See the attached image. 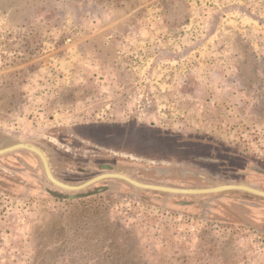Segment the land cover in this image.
Segmentation results:
<instances>
[{
    "label": "rangeland",
    "instance_id": "1",
    "mask_svg": "<svg viewBox=\"0 0 264 264\" xmlns=\"http://www.w3.org/2000/svg\"><path fill=\"white\" fill-rule=\"evenodd\" d=\"M16 143L73 186H213L155 176L172 168L253 187L237 174L264 169V0H0V149ZM245 198L114 179L68 192L12 151L0 264H264Z\"/></svg>",
    "mask_w": 264,
    "mask_h": 264
},
{
    "label": "water",
    "instance_id": "2",
    "mask_svg": "<svg viewBox=\"0 0 264 264\" xmlns=\"http://www.w3.org/2000/svg\"><path fill=\"white\" fill-rule=\"evenodd\" d=\"M27 150L32 153H34L41 161V164L43 166V170L45 173V176L47 180L54 186H56L59 189H62L64 191L68 192H75V191H80L83 190L87 187H90L100 181L103 180H108V179H114V180H120L124 181L131 186L142 189V190H148V191H156V192H163V193H169V194H174V195H191V196H198V195H208V194H215V193H220V192H226V191H242V192H247L253 195H257L260 197H264V191H261L259 189H255L253 187L247 186V185H242V184H226L222 185L217 182H210L213 186L209 188H204V189H183V188H174V187H166V186H160V185H153V184H146V183H141L139 181H136L132 178H130L127 175L121 174V173H102L100 175H97L86 182L80 184V185H68L63 182L58 181L52 174L50 167L48 165V161L44 153L35 147L34 145L28 144V143H17L14 145H11L6 148L0 149V155H4L6 153H10L12 151H17V150ZM155 176L160 177H178V173H172L169 169L163 168V169H156L155 170ZM184 178H189V177H194L196 174L186 171L182 175ZM198 178L205 179L203 176L198 175Z\"/></svg>",
    "mask_w": 264,
    "mask_h": 264
},
{
    "label": "flooded vegetation",
    "instance_id": "3",
    "mask_svg": "<svg viewBox=\"0 0 264 264\" xmlns=\"http://www.w3.org/2000/svg\"><path fill=\"white\" fill-rule=\"evenodd\" d=\"M17 144V143H16ZM14 145V144H13ZM11 146V145H10ZM6 148V147H5ZM2 149V148H1ZM48 161V160H47ZM49 165V163H48ZM43 167V166H42ZM50 167V166H49ZM102 169H104V171H109V167L107 165H103ZM51 170V169H50ZM169 170L172 172V173H178L179 176L181 177V175L186 172V171H189V172H192L194 174H196V176L194 177H189V178H196L199 174L195 173L194 171H191V170H187V169H172V168H169ZM177 171V172H176ZM52 172V171H51ZM150 172V171H148ZM255 174L254 175H250L249 173L246 174V175H241V174H237V176L239 177H244L246 179H250V180H253L254 182H252V186L253 188L255 189H259L261 191H264V169L263 170H260V169H255ZM104 173H107V172H104ZM53 174V173H52ZM54 176V175H53ZM178 176V177H179ZM202 176V175H201ZM236 176V177H237ZM55 177V176H54ZM204 177V176H203ZM93 178V177H92ZM171 178H175V177H171ZM198 178V177H197ZM205 179H202L204 181H209L206 177H204ZM201 179V178H199ZM108 180H112V179H108ZM105 181V180H103ZM86 182V181H85ZM76 186V185H75ZM238 192H241V193H244L246 195H252L254 196V200H249V199H241L239 200L240 203L242 202V206L243 207H249L250 208V204H251V208L252 209H260V213L261 211L263 210L260 218L257 220V218H254V221L256 222V224H258V226L260 227V230H258L261 234L264 235V208L263 207H260V203H264V197H260V196H257V195H253V194H250V193H247V192H242V191H238ZM255 199H257L258 201H256ZM259 206V207H258ZM247 223V221H246ZM254 229V228H253Z\"/></svg>",
    "mask_w": 264,
    "mask_h": 264
}]
</instances>
